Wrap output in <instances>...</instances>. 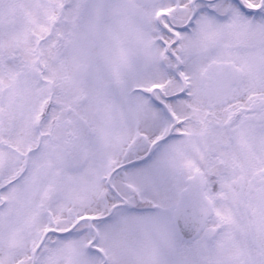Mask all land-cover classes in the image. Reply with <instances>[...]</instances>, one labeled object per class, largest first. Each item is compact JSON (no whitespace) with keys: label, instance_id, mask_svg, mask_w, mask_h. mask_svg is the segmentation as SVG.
Here are the masks:
<instances>
[{"label":"snow or ice","instance_id":"6c2138e0","mask_svg":"<svg viewBox=\"0 0 264 264\" xmlns=\"http://www.w3.org/2000/svg\"><path fill=\"white\" fill-rule=\"evenodd\" d=\"M0 264H264V0H0Z\"/></svg>","mask_w":264,"mask_h":264}]
</instances>
